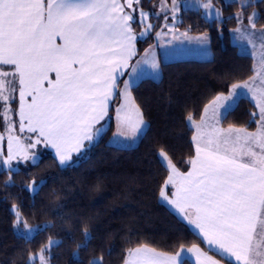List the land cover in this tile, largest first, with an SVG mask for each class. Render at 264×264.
I'll return each mask as SVG.
<instances>
[{
	"label": "snow or ice",
	"instance_id": "snow-or-ice-1",
	"mask_svg": "<svg viewBox=\"0 0 264 264\" xmlns=\"http://www.w3.org/2000/svg\"><path fill=\"white\" fill-rule=\"evenodd\" d=\"M198 3L206 17L222 19L213 0ZM233 3L241 7L229 17L240 25L237 38L246 39L253 50L260 42V70L251 78L254 82L264 77V29H257V12L246 15L253 0H224L226 6ZM155 7L165 13L166 22L170 12L175 26L179 0H171V7L168 0H157L147 11L144 0H0V142L7 133L6 151L0 147V170L18 171L13 161L38 165L36 150L41 145L55 151L60 166L68 164L86 142L90 145L104 134V122L111 118L117 99L112 142L140 134L145 120L131 93L147 69L159 71L155 45L133 60L137 42L147 40L156 27L150 22L159 15ZM191 28L180 36L208 42L207 35L189 37ZM173 38L179 39L175 34ZM260 83L259 88L249 81L233 83L227 95L221 93L204 105L199 121L188 114L194 153L183 161L186 170L163 150L159 153L168 172L159 199L193 227L208 250L196 243L181 245L175 253L141 245L127 250L124 264H186L185 253L195 255V264H221L217 256L228 264H264V79ZM245 90L260 100L259 111L250 114L258 124L256 131L221 127L224 113ZM5 184H11V178ZM38 186L33 181L30 188ZM14 211L15 227L29 236L42 230L22 219L15 206ZM83 236L78 249L89 243L87 229ZM57 243L49 238L38 252L28 254L27 264H49L50 249ZM89 264H103V257Z\"/></svg>",
	"mask_w": 264,
	"mask_h": 264
},
{
	"label": "trees",
	"instance_id": "trees-1",
	"mask_svg": "<svg viewBox=\"0 0 264 264\" xmlns=\"http://www.w3.org/2000/svg\"><path fill=\"white\" fill-rule=\"evenodd\" d=\"M216 1L221 20L207 21L200 10H185L179 16L181 28L191 25L190 33L209 35L211 58L162 63L159 80L144 78L133 87V99L147 123L135 146L118 147L108 141L117 99L104 134L71 163L60 166L48 149H42L38 165L8 171L6 181L11 178V184L0 183V264H27L28 254L38 252L49 238L58 241L50 249L49 264H89L99 257L103 264H124L127 250L141 245L175 253L181 245L196 243L208 250L160 201L159 188L168 172L159 153L163 150L181 171L186 170L189 166L183 161L194 153L188 114L199 119L205 104L253 73L251 56L240 53L230 40L236 19L229 17L241 8ZM253 3L246 15L256 9L257 26H264V0ZM149 43L138 41V53ZM253 112V102L240 97L221 124L253 130L257 126ZM33 181L39 186L31 192L28 186ZM14 206L22 219L42 230L30 237L17 233ZM85 229L89 243L78 249Z\"/></svg>",
	"mask_w": 264,
	"mask_h": 264
},
{
	"label": "crops",
	"instance_id": "crops-1",
	"mask_svg": "<svg viewBox=\"0 0 264 264\" xmlns=\"http://www.w3.org/2000/svg\"><path fill=\"white\" fill-rule=\"evenodd\" d=\"M207 19H209V18H207ZM238 26H240V25H238L237 21H236V26L233 29L230 30V40L237 47V49H238V51L240 53L247 54V55L251 56V58L253 59V74L246 81H249L250 83H252V85L255 83L254 84V88H259L261 86V83H260L261 79H264V77H257V79L254 82L251 80V78L254 75H256V72L260 70L259 65L257 63L258 58L257 59L255 58V53H253L251 51V47H250V44L248 42L245 43L243 41V39H238L237 38V34L235 33V29ZM257 29L258 30L264 29V27H258L257 26ZM155 31H157V30H155ZM180 33H182V32L176 33L177 36L179 37V39H174L173 37L170 36L169 33L165 37H161V36L160 37H156L155 41H153L151 44L149 43V45H147L140 53H138V55L134 58L133 62H135V59H138L140 56H142L144 54L145 49H148L150 46L155 45V56L157 58V61L159 62L160 67H159V71L155 72V73H153L151 69H147L146 72L144 74H141L139 79L136 80L135 85L140 80H142L144 78H150V79H153V80H159L160 77H161V64L162 63L172 62V61H176V60H184V59L207 60V59L211 58L212 52H211V47H210V40H208V42L206 44H201V43H197L195 40H189V39H186L183 36H180ZM188 36L189 37H197V36H193L191 34H188ZM136 48H137V44H136ZM254 60H255V64H254ZM127 78L128 77L126 75L123 79H127ZM227 94H228V92L226 94H224V95H227ZM240 97H245V98L250 99L253 102V104H254V106L256 108V112L259 111V108L256 106L260 102L258 96H256L253 93L248 92L247 90H245V94L240 96ZM237 100H236V102H237ZM133 101H134V99H133ZM236 102L233 103L228 110L232 109L235 106ZM119 103H120V101L118 99L117 106L119 105ZM134 103H135V101H134ZM209 115H211V113H209ZM197 121H199V119ZM113 123H114V129H113V132L111 134V137H110L111 139L109 140V143L111 145L118 146V147H132V146H135L138 143V140L140 139V137L143 135V133L145 132V130L147 128V123L145 121V125L143 127V130L140 132V134L135 139H132L134 142L130 144L131 146H129L127 141H129L130 139H128V140L120 139L119 143L112 142L114 133H116V131H117V125H116V120H115V111H114V121H113ZM108 124H109V119L106 122H104V125H105L104 129L108 127ZM221 127L227 128L228 126L224 127V126L221 125ZM257 127H258V124H257L255 130H253V131H256ZM193 134H194V128H193ZM118 139L119 138H117V140ZM87 146H89V145L86 142V147ZM44 149H48L51 152V154L54 156V158H55V151L53 149L45 148V147H44ZM80 153H73L72 154V160L69 163H71L73 161L74 157L76 155L80 154ZM160 201L164 205H166L179 219H181L183 222L187 223V221L183 220L181 218V216L177 213V211L171 205H168L166 202H164L162 200H160ZM189 227L196 234V231L193 229V227L191 225H189ZM204 245L208 248V246L206 244H204ZM186 248H188V247H186ZM158 252H160V251H158ZM184 259H188L190 262L195 264V255L192 254V253H185L184 254Z\"/></svg>",
	"mask_w": 264,
	"mask_h": 264
},
{
	"label": "rangeland",
	"instance_id": "rangeland-1",
	"mask_svg": "<svg viewBox=\"0 0 264 264\" xmlns=\"http://www.w3.org/2000/svg\"><path fill=\"white\" fill-rule=\"evenodd\" d=\"M223 2H224V0H222ZM254 1V0H253ZM156 2H157V0H151V2H150V0H144V8H145V10L147 11V10H149L150 8H152V6L154 5V4H156ZM218 1H216V0H213V3H214V5H215V7L216 8H218V3H217ZM238 4V6L240 7V4L239 3H237ZM168 6L169 7H171V0H168ZM241 8V7H240ZM187 11V10H200L201 12H202V14L204 13V10L202 9V8H200L199 7V3H198V0H179V11L176 13V16H177V22H176V24H175V26H171L172 25V20H171V13L169 12L168 13V16H169V19H168V21L166 22L165 20H164V15H165V13L163 12V11H161L160 10V8L159 7H155V8H153V11L154 12H156V13H159V15L158 16H154V17H151L150 18V22L152 23V24H154L156 27H155V29L153 30V32L149 35V37L147 38V40H143V41H145V42H150V44L153 42V41H155V39H156V32H160L161 33V37H165L168 33L170 34V36L171 37H173V34H175L176 36H177V34L176 33H179V32H182L183 33V31L185 32L186 30H188V28H181L180 26H179V23H180V14H181V12L182 11ZM241 10H239L237 13H239ZM253 11H255V12H257L256 11V9H253V10H251L250 11V13H252ZM236 13V14H237ZM249 13V14H250ZM258 13V12H257ZM235 14V15H236ZM259 14V13H258ZM203 16L205 17V19L207 20V21H211V20H217V19H214V17H206L204 14H203ZM207 18H209V19H207ZM259 18V17H258ZM165 23H167L170 27H165ZM236 26V25H235ZM258 27H264V26H259L258 25ZM140 29H139V27H137V31H139ZM155 30H157V31H155ZM164 33H167L166 35L164 34ZM188 34H191V35H193V36H200V35H207L208 37H209V35L207 34V33H202V34H192V33H190L189 31H188ZM155 37V38H154ZM210 40V39H209ZM243 41L245 42V43H247L248 41L246 40V39H243ZM243 42V43H244ZM149 45V44H148ZM250 47H251V51L253 52V53H255V58L257 59L258 58V60H257V63H258V65H259V61H260V56H261V50H260V42L259 41H257V46H256V49L255 50H253V48H252V46L250 45ZM252 64H253V59H252ZM254 64H255V60H254ZM253 74V73H252ZM252 76V75H251ZM246 81V80H245ZM255 84V83H254ZM254 84L252 85L253 87H254ZM228 92V91H227ZM226 92V93H227ZM226 93H223V94H226ZM132 94V93H131ZM219 95V94H218ZM117 104H118V102H117ZM117 104H116V106H117ZM116 106H115V108H116ZM231 110V109H230ZM230 110H228L225 114H224V117L226 116V114L230 111ZM115 111V110H114ZM113 120H114V116H113ZM196 120H198V119H196ZM189 124V123H188ZM222 125V124H221ZM105 126V125H104ZM189 126H191L190 124H189ZM222 126H224V125H222ZM229 126V125H228ZM192 127V126H191ZM224 127H227V126H224ZM256 128V127H255ZM255 128L253 129V130H255ZM114 129V128H113ZM193 129V128H192ZM105 130H106V128H105ZM253 130H249V131H253ZM0 132H3V128H0ZM4 135H5V140L3 141V142H0V147H3L4 149H5V151H6V149H7V133L5 132L4 133ZM193 136V135H192ZM111 137V136H110ZM111 138H109V140H110ZM120 139H123V138H119L118 140H120ZM108 140V141H109ZM96 141V140H95ZM94 141V142H95ZM94 142H92L90 145H92ZM120 142V141H119ZM128 142V144H129V146H131L130 144L131 143H133L134 141L132 140V139H130L129 141H127ZM138 142H139V140H138ZM42 149H44V146H38V149L36 150V151H38V153H39V157H41V155H42ZM84 150V149H83ZM159 158H160V160H161V157H160V155H159ZM30 166L31 165V163H24V162H22V163H17L16 161H13V167H15V168H20V166ZM8 171L9 170H7V169H4V170H0V183H2V182H4V181H6L7 180V173H8ZM36 184L37 185H39V182H36ZM30 185H32V183L30 184ZM30 185L28 186V189L31 191V192H34L35 190H36V188H35V190H33L32 188H30ZM16 229H17V233H19V234H21V235H24V236H26V237H30L29 235H27L26 233H24L23 232V230H22V228H17L16 227ZM197 235V234H196ZM32 236V235H31ZM206 247V246H205ZM186 248V247H185ZM207 248V247H206ZM208 249V248H207ZM49 260V259H48Z\"/></svg>",
	"mask_w": 264,
	"mask_h": 264
}]
</instances>
